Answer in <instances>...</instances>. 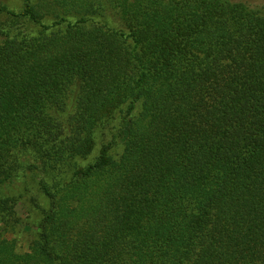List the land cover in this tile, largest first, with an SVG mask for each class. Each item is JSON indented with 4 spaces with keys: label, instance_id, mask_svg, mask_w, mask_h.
<instances>
[{
    "label": "trees",
    "instance_id": "obj_1",
    "mask_svg": "<svg viewBox=\"0 0 264 264\" xmlns=\"http://www.w3.org/2000/svg\"><path fill=\"white\" fill-rule=\"evenodd\" d=\"M8 1L0 264H264V4Z\"/></svg>",
    "mask_w": 264,
    "mask_h": 264
},
{
    "label": "rangeland",
    "instance_id": "obj_2",
    "mask_svg": "<svg viewBox=\"0 0 264 264\" xmlns=\"http://www.w3.org/2000/svg\"><path fill=\"white\" fill-rule=\"evenodd\" d=\"M249 1L256 3V4H259V5L264 4V0H249ZM8 4H9L10 8H13L16 11H19L21 9V0H9ZM16 211H17V214L19 217H21L22 219H27V217L29 215L28 214L29 211H28V208L24 204L18 205L16 207ZM29 222H30V220H29ZM23 238H25V239H23ZM28 244H29V241L26 238V236L24 235L22 237L20 243L18 244V249L24 251L27 249Z\"/></svg>",
    "mask_w": 264,
    "mask_h": 264
}]
</instances>
